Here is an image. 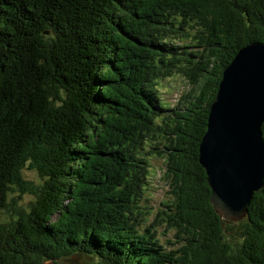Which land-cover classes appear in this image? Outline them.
Returning a JSON list of instances; mask_svg holds the SVG:
<instances>
[{
	"label": "trees",
	"instance_id": "1",
	"mask_svg": "<svg viewBox=\"0 0 264 264\" xmlns=\"http://www.w3.org/2000/svg\"><path fill=\"white\" fill-rule=\"evenodd\" d=\"M262 41L264 0H0V212L26 160L42 181L0 221V264H264V186L221 223L198 161L223 70Z\"/></svg>",
	"mask_w": 264,
	"mask_h": 264
},
{
	"label": "water",
	"instance_id": "2",
	"mask_svg": "<svg viewBox=\"0 0 264 264\" xmlns=\"http://www.w3.org/2000/svg\"><path fill=\"white\" fill-rule=\"evenodd\" d=\"M264 41L242 46L222 72L210 105L198 161L220 219L248 212L264 186Z\"/></svg>",
	"mask_w": 264,
	"mask_h": 264
},
{
	"label": "rangeland",
	"instance_id": "3",
	"mask_svg": "<svg viewBox=\"0 0 264 264\" xmlns=\"http://www.w3.org/2000/svg\"><path fill=\"white\" fill-rule=\"evenodd\" d=\"M170 79H168L166 82L163 83V90L164 91H166L165 86L167 85V83H169ZM178 79H179V77H176L175 80H173L172 85ZM172 87H174V89L176 88L175 85H173ZM187 90H188V87L185 88V90L181 93V95H183L185 92H187ZM167 91L168 92H171V91L174 92V90H172L170 87L167 88ZM164 97L170 101H171V99H174V95H172V94L168 95L165 92H164ZM170 101H167L168 105H170ZM198 156H199V152H198ZM155 163H156L157 167H160V161H156ZM20 171L22 174L23 186L20 184L13 185L12 189L9 190L7 197H6V202L8 204H7L6 208L1 210V212H0V221L1 222H6L8 220L16 218L17 213L19 212L20 209L28 210L30 207V204L35 199V196L29 191L28 188H29V186H31L33 184L40 185L42 182L37 171L33 167H29L27 160L24 162V164L20 168ZM157 187H161V184L159 183L157 185ZM161 194H162L161 190L160 189L157 190V194L155 195V197L153 198V201H152L153 206L157 205L158 201L160 200ZM246 215L238 221H228V222L229 223L240 222L242 219H244L246 217ZM219 220H220V222L222 221L220 219V217H219ZM162 240L163 241H168V240L174 241V237H173L171 231L166 232L165 236L162 237ZM167 246L170 247L171 245L167 244ZM172 246L175 247V245H173V244H172ZM63 262H64V264H97V258L94 256H90V255L87 256L84 254H74V255L70 256L69 258L64 259Z\"/></svg>",
	"mask_w": 264,
	"mask_h": 264
},
{
	"label": "bare ground",
	"instance_id": "4",
	"mask_svg": "<svg viewBox=\"0 0 264 264\" xmlns=\"http://www.w3.org/2000/svg\"><path fill=\"white\" fill-rule=\"evenodd\" d=\"M136 77V76H135ZM140 247H141V245H140ZM150 247V246H149Z\"/></svg>",
	"mask_w": 264,
	"mask_h": 264
}]
</instances>
